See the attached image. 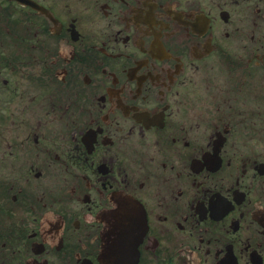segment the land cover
Returning a JSON list of instances; mask_svg holds the SVG:
<instances>
[{
    "label": "flooded vegetation",
    "instance_id": "flooded-vegetation-1",
    "mask_svg": "<svg viewBox=\"0 0 264 264\" xmlns=\"http://www.w3.org/2000/svg\"><path fill=\"white\" fill-rule=\"evenodd\" d=\"M128 200L110 264H264V0H0V264H106Z\"/></svg>",
    "mask_w": 264,
    "mask_h": 264
}]
</instances>
